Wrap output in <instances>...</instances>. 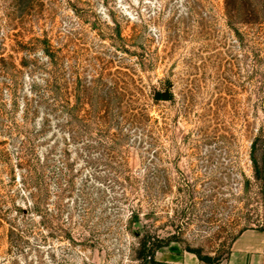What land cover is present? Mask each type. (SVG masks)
<instances>
[{"label": "rangeland", "instance_id": "1", "mask_svg": "<svg viewBox=\"0 0 264 264\" xmlns=\"http://www.w3.org/2000/svg\"><path fill=\"white\" fill-rule=\"evenodd\" d=\"M100 118L120 173L87 141ZM146 232L177 241L159 264L264 236V0H0V264H147Z\"/></svg>", "mask_w": 264, "mask_h": 264}, {"label": "trees", "instance_id": "2", "mask_svg": "<svg viewBox=\"0 0 264 264\" xmlns=\"http://www.w3.org/2000/svg\"><path fill=\"white\" fill-rule=\"evenodd\" d=\"M44 53L47 56V58L50 60L51 63H53L54 61V55L52 53V51L50 50V48L48 47V45L45 43L44 44ZM10 74H12L10 72ZM11 82V80H10ZM11 86V83H10ZM40 98V97H39ZM43 98V96H42ZM14 103L12 104V106L14 107L13 111L8 112V116H12L16 113V102L13 101ZM60 103H66V101H61ZM71 112V111H70ZM34 114V112L31 111L30 106L27 104L25 107V111H24V115L25 118L27 119L29 117V115ZM72 113H69L68 111L65 112V116L67 118L70 117ZM105 118V117H104ZM104 118H100V125H96V127H98L97 131H96V139H93L91 136H87L88 138V142L90 143V145H94V150L99 152V155H101V159H103L106 156V166L109 167L110 169H115L116 172H119L123 166H125V161L124 159L116 154L115 157H112L111 159L109 158L110 154L113 152L112 151V147L114 145H119L118 143L122 140L125 141L126 137H124V139H121V136L116 135V134H112V135H108V128L106 127V124H108ZM133 118V117H132ZM130 121L131 117L128 118ZM116 120V119H115ZM128 121V122H130ZM47 122V121H46ZM83 123H87V120H83ZM117 125H118V119H117ZM86 128V127H85ZM118 128V126H117ZM116 128V129H117ZM83 131V130H82ZM86 131V129H85ZM83 131L81 133H84V135L88 132ZM74 137H83V134H79L77 132H73ZM86 134V135H87ZM23 148V147H22ZM88 151H90V148L88 147ZM92 149V151H94ZM118 155V156H117ZM118 158V159H117ZM18 160H21L20 158H18ZM45 162L47 163V160H45ZM40 161L38 160V162H34L30 163V168L32 171V178H30V180L34 183H32L34 185V188L36 191H38V204H40L41 202L45 201L46 198V193L48 192V188L50 187L49 182L52 181V177H50L49 175L45 174V172L49 171V167L47 165H39ZM256 163L254 164V170H255V174L257 175L258 171H257V167H256ZM62 171L58 174H56V178L54 180V183H52L55 187V190H57L60 193V196H62L65 193H71L74 189V182L72 180L71 177H69L70 174V169L64 167L61 168ZM120 173V172H119ZM55 176V175H54ZM129 177L128 176H124L122 174V181L124 183L129 182ZM29 180V179H28ZM96 183L97 180H95ZM99 184V183H98ZM84 189L87 188V181L82 184ZM94 186V185H93ZM90 188H92V186H90ZM61 199L58 198V203H60ZM83 218V217H82ZM83 220V219H82ZM130 222L129 223H136L138 222V216L133 212L131 213V217H130ZM131 230V229H130ZM57 232L63 233L66 236H69L68 233H64L62 230L58 229ZM140 232L138 231H134V234L136 236L139 235ZM61 238V237H60ZM177 241H175L174 238H167V239H158L157 237L150 235L149 232L144 233L143 235H141V238L139 240V248H138V255L139 258L144 261V260H148L149 262L147 264H159L154 260V256L155 253L158 252L159 250L168 247V245H170L171 243H176ZM186 252H188L189 254H192L196 257V259L198 260L199 263L201 264H217V262H215L214 259H212L209 256H203L201 255V253L199 251L196 250H192V249H188L186 250Z\"/></svg>", "mask_w": 264, "mask_h": 264}, {"label": "crops", "instance_id": "3", "mask_svg": "<svg viewBox=\"0 0 264 264\" xmlns=\"http://www.w3.org/2000/svg\"><path fill=\"white\" fill-rule=\"evenodd\" d=\"M263 248L264 236L251 232L244 233L233 243L229 259L222 264H258L259 254ZM192 264L201 263L194 259Z\"/></svg>", "mask_w": 264, "mask_h": 264}, {"label": "water", "instance_id": "4", "mask_svg": "<svg viewBox=\"0 0 264 264\" xmlns=\"http://www.w3.org/2000/svg\"><path fill=\"white\" fill-rule=\"evenodd\" d=\"M156 100H162V101H167L168 100V96L167 95H163V96H156L155 97Z\"/></svg>", "mask_w": 264, "mask_h": 264}]
</instances>
